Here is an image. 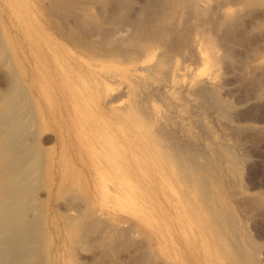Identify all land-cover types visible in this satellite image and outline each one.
I'll return each mask as SVG.
<instances>
[{
    "label": "bare ground",
    "instance_id": "bare-ground-1",
    "mask_svg": "<svg viewBox=\"0 0 264 264\" xmlns=\"http://www.w3.org/2000/svg\"><path fill=\"white\" fill-rule=\"evenodd\" d=\"M62 1L34 9L20 1L21 44L0 28V63L8 74L0 95V264H82L73 260V247L102 223L98 191L101 204L114 201L117 212L100 226L103 244L131 229L149 236L159 228L183 245L174 257L160 250L165 264H258V243L242 232L227 189L244 158L234 141L217 139L204 122L208 110L228 122L237 112L220 94V70L230 53L223 35H233L237 2L147 0L128 16L132 0H113L115 10L105 16L89 1ZM58 14L68 15L69 24ZM24 45L36 92L54 98L43 113L21 78ZM233 124L225 126L230 133L238 130ZM44 128L56 133L57 152L41 147ZM77 182L88 188L78 199L81 208L39 217L46 212L40 188L55 186L48 197L56 203L71 197ZM125 202L138 207L144 227L123 220Z\"/></svg>",
    "mask_w": 264,
    "mask_h": 264
},
{
    "label": "rangeland",
    "instance_id": "rangeland-1",
    "mask_svg": "<svg viewBox=\"0 0 264 264\" xmlns=\"http://www.w3.org/2000/svg\"><path fill=\"white\" fill-rule=\"evenodd\" d=\"M6 1L0 0V21H1L0 22V28L1 29L4 28L3 29L4 34L6 36H8V35L11 36V38L18 45V44H21L19 41V37L21 35L19 36V34H18L17 25L21 24V23L18 22L17 12H20V4H21L20 1L21 0H19V1L18 0H6ZM22 1H23L22 3H25L26 5H28V7L30 9H34L37 6H40L41 3H45L44 4L45 6L46 5L50 6V4H51L50 7H56V4H57V2H56L57 0H53L56 2V4L53 3L52 0H50V1L46 0V2H45V0H42V1L40 0L41 2L40 1H33V0H22ZM63 1L66 2L67 0L66 1L63 0ZM69 1L70 0H68L67 2H69ZM72 1L77 2L78 5L84 4V3L89 1L88 3L89 4L91 3V5L94 8H100L101 9V7H102L103 8L102 10L105 11V14H104L105 16H106V14H108L110 12L109 10H112L113 7L115 6V5H113V3H114L113 0L112 1L107 0L106 4H103L104 6H102V4L100 3V0H95V1H98L97 3L95 1L92 2L93 0L92 1L91 0H84L83 3H82V0H80L81 2L79 0H72ZM146 1L147 0H142V1L141 0H132V4H133V5H131L132 8H130V11L128 12L127 15L133 16L135 14V11H138L140 9V7H141L140 5L144 4ZM231 1L237 2V3L233 4V7L235 10V15L238 12L237 15L241 19L239 20V18H236L235 25H233V27L235 26L234 27L235 29L233 28V31H232L233 35L232 36L231 35L225 36V34L223 35V40H224L223 44H225V46H226V49H224V50L227 51V49H228V51H230V53L227 51L228 56L226 57V61H224L226 65L223 64V65H225V66H223L224 70L223 69L220 70V76L223 77V78L220 77L221 82L225 81L223 83L224 85L221 84V86H220V91H221L220 94L222 93L221 96L224 99H226L230 104L232 103L233 105L232 104L231 105L233 107V110L237 111V112H235L236 113L235 118H237L236 121L234 120L235 119L234 118L233 120L231 119L230 122H231V125L233 123H234L233 125H235L237 123L236 127L240 131L237 130L236 132L232 131L230 133L228 128H225V126L229 125V123H230V122H228L229 120H225L226 122L222 118H220L221 119L220 120L217 117V115L211 110H208L206 112V115H204V117L207 116L204 119V122L208 127H210V126H211V128L213 127L212 128L213 130L212 129L211 130L214 131L213 133L215 134V137L217 139H219V140L221 139V141H223V142H225V141L227 142L229 140L230 143L232 141H234V143H232V144L236 145L235 150L237 149L238 154L239 155L241 154L240 156L244 158L242 160V163H241V166H242V164L244 166L240 167V172L238 174L239 176L238 175L237 176H230L232 178L228 179L229 182L227 181L228 184L230 183L229 185L227 184L228 185L227 189L229 188V186H231L229 188L230 189L229 192H231V194H233V197H232L233 201L231 203V206L233 209H235L233 211L235 213L236 219L238 221L242 222L241 224L244 227L242 232L247 233V235L249 236V239L251 241L255 242V240H256L255 243H258L257 245L259 247V248L257 247L258 248V254L256 253L257 261L259 262L258 264H264V0H255L254 2H253V0H250L252 4H249V0H237V1L231 0ZM37 2H39V3H37ZM255 2H257L258 5H256L257 3L255 4ZM53 4H54V6H53ZM8 6L9 7L11 6L10 9ZM106 6H108V7H106ZM111 7H112V9H111ZM114 10L115 9H113L112 11H114ZM237 15H236V17H237ZM57 16H59V17H57L58 19L61 18L64 20V21L62 20L63 22L61 21V19L58 20L60 23L62 22L61 24H64V23L71 21V18L66 14L65 15L62 14L61 15L62 17L59 14ZM23 18L26 19L25 17H23ZM26 22H27V20H26ZM67 24H69V23H67ZM5 31H7V32H5ZM14 46H15V43H14ZM223 48H224V46H223ZM19 50L21 51L20 47H19ZM22 50H23V52L20 53L21 65H22L21 67H23L22 68L23 72L21 74V78L24 81V84L26 85L27 89H29L31 87L29 89V92H30L31 96L33 97V100L38 104L39 112L41 110L43 113L45 110H47L49 108V102L54 101L53 100L54 98L52 96L45 98L44 96H42V95L38 94V92H36L37 86L33 85L32 77H30V74H28L29 73V66H28L29 62L26 59V57L29 58V55H28L27 47L24 45ZM222 52H223V50L221 51V53ZM3 66L4 65L2 63H0V95L2 94L3 89L6 86L5 83L7 82V78H8V74H6V70H5L6 68H5V66L4 67ZM231 68L233 70H231ZM28 76H29V79H28ZM40 78H41V76H39V79ZM44 81L45 82L43 83L42 80H39L40 84H42L45 87L47 80L44 79ZM38 102H40V104ZM209 113H210V115H209ZM42 117H43V120H45V122H46L47 119L44 116H42ZM49 123L51 125L55 124V122L53 120L52 121L49 120ZM208 123H210V126ZM219 123H220L221 127L219 126ZM227 123H228V125H227ZM216 125L218 127H216ZM222 126H224V127H222ZM221 128L222 129L224 128L223 131L221 130ZM219 129L223 133H225V134H223V136L222 135L219 136V134H222V132L220 133ZM225 129H226V132H224ZM217 133H219V134H217ZM217 135H218V137H217ZM222 137L223 138L225 137V140ZM40 145L43 149H48L50 147L51 149H54L56 152L60 149V146L57 143L56 133L53 130H49L48 128L43 129V132L41 135ZM53 146H54V148H53ZM72 170H73L72 168H69L68 170H66V172L69 174L72 172ZM77 171L80 174V171L79 170H77ZM80 183L79 182L73 183L72 192L71 191L68 193L65 192L67 194H70L71 197L67 196L68 199H65V200L63 197H58L57 199H55L56 203H54V201L49 200V197H50L52 191H55V189H56L55 186L52 187L53 190L47 191V190H42V188H40L39 192L37 190V192H38L37 194L39 196V197L38 196L37 197L39 198V200H40V196H41V198L43 197L42 201L45 200L44 201L45 203H43V205H44V207H46L45 208V210H46L45 214H42L40 216L38 215V216L42 219H45L44 215H46L45 217H47V214L48 215L50 214L49 217L52 218V214L55 210L56 211L58 210V212H60V211H63L64 209L66 210L68 207H71L73 210H74L73 207H76V209L81 208L83 205H80L81 200H80V202H78V199H82L81 198L82 194L87 192L88 188L85 184H83V183L80 184ZM234 183H235V185H234ZM236 184L238 187L236 186ZM90 188H92V187H90ZM234 189H236V190H234ZM44 192H45V194H44ZM109 194L112 195L111 192H109ZM45 195L47 197H45ZM94 198H95L94 203L96 204L95 208L98 210L96 213L99 214V212H100L98 217H100L99 220L102 223H100L98 225L99 228H95L96 230L95 229L91 230V231L88 230L85 233L87 235V236L85 235L87 238L83 241V243L76 244V246L74 245L75 249L73 247L74 251L72 250L74 253V256H73L74 261H78V262L80 261L79 263H82V264H142L143 262H145L144 264H146V263L147 264L148 263L149 264H159V263L165 264L164 262H162L163 259H162V255L160 253L161 249L166 250V254L167 253L169 255L171 254L170 256L174 257L173 249H175V252H177V249H176L177 244L180 245V248H183V245L181 244V241L179 238H178L179 242L177 244L175 243L176 244L175 245L173 243V241L177 242V240L172 239L173 241H171V237L169 238L168 235L163 236L162 233L158 231L159 228H154L153 229L154 231H152L151 234H149V236H147V235L145 236V233L142 230H140L141 233L139 234L137 232V230H135L136 229L135 228L133 230L132 229L129 230V232H128L129 236H127L128 235L127 234L124 238L123 237H121V238L113 237V238H111L110 241H108L107 244H103V243L99 242L101 239L104 238V237H102L104 235L102 234L103 232L101 231L100 226L101 227L104 226L103 225L104 221L112 220L113 219L112 217L115 216V213H117V212H116V210L112 209V207L113 208L115 207L114 201H113V203L112 202L108 203L107 206H104L103 201H102L103 205L101 204L102 198L99 194V191L97 192L96 196H94ZM76 199H77V201H76ZM91 199H92V197H91ZM70 200H73V201L70 202ZM77 202H78V204H77ZM74 205H76V206H74ZM79 205H80V207H79ZM123 206H124L125 210H124V212L120 213V215L123 216V220L128 221L129 224H131V225L134 224L135 226L137 225V227H144V226H140V225H142V223L139 224L140 218H139L138 214L135 213L138 209L137 205H136L137 208H135V209L134 208L132 209L133 205L129 202L123 203ZM116 208L118 209V207H116ZM48 220H50V219H48ZM126 226L128 227V225H126ZM48 229H50V226L47 227V230ZM247 230H248V232H247ZM97 231L99 234H102V235H99L97 233ZM48 232L51 233L52 232L51 229H50V231L48 230ZM156 232H158V234ZM87 233L88 234L90 233V234L88 235ZM94 233H96V234H94ZM93 234L97 240L93 237ZM52 235L53 234L51 233V236ZM90 235H92V237ZM174 236H176V234ZM53 237H55L56 240L58 239L55 235H53ZM156 237L158 238V240L156 239ZM254 237H256V239ZM55 238H54V240H55ZM89 239H90V241H88ZM86 240H87L86 243L92 242V241L93 242L88 243V245L86 244V246H85ZM94 240H95V242H94ZM121 240H123V243ZM97 242L99 243V245H101L100 247L98 246ZM119 242H120V244H119ZM112 243H113V245H112ZM83 244H84V246H83ZM115 244H117V245H115ZM113 246H114V249H113ZM116 246H118V247H116ZM109 247H111V248H109ZM144 247H146V248H144ZM77 249H78V251H77ZM104 249H106V250H104ZM146 249H148V250H146ZM138 250H139V252H138ZM143 250H144V252H141ZM146 251H148V252H146ZM150 251H151V253H150ZM75 254H76V256H75ZM138 254H139V256H137ZM145 254H146V257H145ZM140 256H142V257H140ZM155 257L159 260H157ZM147 258H149L150 261ZM64 259L65 260L68 259V256L66 254H64ZM143 259H146V261L145 260L143 261ZM172 259H174V258H172ZM139 260H141V262ZM178 261L180 264H185V262L182 260H178ZM169 264H171V263L169 262Z\"/></svg>",
    "mask_w": 264,
    "mask_h": 264
}]
</instances>
